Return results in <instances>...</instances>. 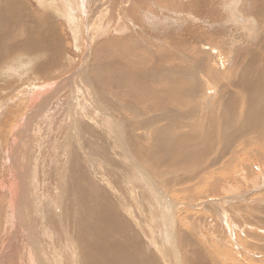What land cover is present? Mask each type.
<instances>
[{
  "label": "bare ground",
  "instance_id": "1",
  "mask_svg": "<svg viewBox=\"0 0 264 264\" xmlns=\"http://www.w3.org/2000/svg\"><path fill=\"white\" fill-rule=\"evenodd\" d=\"M3 1L5 4L0 10V40L2 41L1 45H4V47L0 48V60L2 61L9 59L14 50L21 51L28 47L25 44H20L23 39L19 43H14L10 39L14 34V25L24 27L26 18L24 17V11L21 10L20 14L14 19L13 6L10 10L8 5L14 4L18 8H24V4L19 0ZM40 1L43 6L47 3L46 0ZM83 1L81 0V2ZM255 1L264 3V0ZM85 2L81 3L84 11L85 8L87 11L90 7L93 8L92 15L89 14L86 19L87 27L89 28L91 25L93 26L94 21L98 20L99 17H95L99 15V11L102 9L107 10L109 4L106 5L102 0H89L86 4ZM125 2H129V0ZM137 3L140 4L139 2ZM216 3L211 2L210 4L208 0H192L191 5H193V9L196 12L195 16L199 15L198 17H202L205 14V16L208 15V17L204 16L206 20L210 21L218 18V14L215 15V13H218L216 11L218 6ZM123 4L122 6H124ZM130 4L134 5L133 2ZM205 5L210 8L203 9ZM140 9L141 11H146L143 6ZM140 9L138 12H140ZM234 9L228 7L225 10L227 11L226 15L225 11L221 12L223 19L229 20L230 16L236 13ZM230 10H232V14H230ZM134 11L133 8V11L130 12L134 13ZM251 15L255 20L254 22L251 21L249 25L247 24L248 20H245L241 21L243 28L240 27V29L237 26V29L244 33L246 37L241 36L235 41L227 42L225 28L222 25H211L210 32L213 36L203 37L206 43L219 44L222 51L225 52L228 61H230V65L228 66L227 64L226 70L218 68L221 65L219 66V62L216 60V55L219 54L217 51H214L213 54L209 52L204 54L198 58V62H192L191 65L185 63L186 54L191 53L183 49L185 45L188 43L197 44L198 48L202 47L205 50H209V47L198 45L200 44L198 39H193L196 38L195 36H188L189 33L180 28H174L171 31V33L173 30L178 31L177 36L169 34V36H164V33H159L164 38L168 37V43L164 39L157 40L155 38L153 40L155 48L147 55L142 54L143 52L129 45V43L133 42L131 39L133 34H126L123 37L117 36L108 41L99 40L94 42L90 37L91 35L86 33V40L88 42L92 41L93 44L96 43L90 50L89 74L98 87L107 91L114 88V96L118 103H111L110 108L104 111L101 105L98 104V99L104 100V93H100L96 98L93 93L90 94L87 91L89 85H86L83 75H78L71 81L69 87H62L59 91L60 95H64L66 91L72 93L74 90H78L77 92H81L84 98V102L81 105V99L79 100L74 95H66L71 97L70 113L77 110L82 112L81 117L74 118L71 123L72 128L78 131L81 141L75 147L72 144L67 145L66 162L73 176H77V184L78 182V185L82 184L80 186H82L83 197H77V203L70 202L69 207L64 208L65 203H62L64 200H60L61 195L58 194V200L62 204L59 205V212L69 226L67 228L70 229V232H68L70 236L67 233L66 236L62 234L67 231L60 225L61 220L57 228L52 220L53 218L50 221L45 220L47 217H45L46 215L44 216V211L50 206L44 210L46 204L40 201L41 203L37 205L38 215L40 216L38 222L44 217V221L51 230L47 234L52 240L51 248L58 250L57 254H54L55 256L63 257V251L64 255L65 251L67 252L65 247L71 242V244L78 246L79 257H81L79 259H82V264H171L164 252L167 250L161 249L160 244L171 245V229L176 209L175 206H171V203L164 200L156 184H161L170 194L176 193L174 188L180 194L188 191L186 195L192 198L196 194L193 191L195 189L194 186L197 187L202 183H207L208 185L212 183L216 188H211L209 191L212 194H219V185L221 184L218 185V183L221 179L217 178L209 182L208 175L212 177L214 170H221L222 168L226 170L233 164V158L239 157V154L247 153L249 147L253 145L259 146L260 150L264 148V8L258 7L251 12ZM132 19L134 24L139 21V19L134 17ZM43 20V23L36 28L37 37H30L28 43L30 47H34L31 53H36L40 50L49 52L47 60L40 65L41 71L37 73L43 72V69L47 73L49 70L53 71L55 67H61L59 65L62 62L61 57H58L60 51L58 52V48L54 49L55 45L48 40L50 32L54 38H56L57 34L51 24V18L45 14L43 15ZM224 24H228L227 21ZM170 26L166 27L160 23L159 29L162 32H167ZM46 27L49 28L45 29ZM246 28L249 30L248 33L242 30ZM99 29L101 30L102 28ZM27 30L28 28H24V33ZM97 33L100 35L99 31ZM141 33L146 34L144 31H141ZM88 59L89 56L85 57L84 62L86 63ZM46 62H48L47 65H45ZM208 86H211L214 91L211 95L208 94ZM66 94L68 93L66 92ZM91 97H93V100ZM121 100L129 105L124 106ZM32 104L34 105L33 101ZM41 110L42 108L38 109V111ZM111 111L118 114L124 111V114H128V124H126L127 122L125 123L127 125L125 126L129 128H126L128 134L126 130L122 129V124L115 120V117L117 119L116 114H111ZM0 112H2L1 109ZM16 113H20V111ZM136 128H141L145 133L144 137L150 138L147 145L134 142L136 138L133 137L130 131ZM13 138L16 137L14 136ZM0 141L3 142L4 140ZM125 141L128 144V148L125 146ZM1 152L3 153L4 151L1 150ZM8 153L9 149L6 154L3 153L6 156L5 158L3 156L1 159L0 156V162L2 160L4 163L7 162ZM256 158L262 162L260 165L264 164L263 152L258 154ZM15 163L16 160H14ZM43 165L45 164L43 163ZM2 166L0 167L1 170ZM260 167L261 169L264 168L259 166V169ZM12 168L16 172V175L13 176L14 186L10 185L7 188L12 193L15 187L13 195L17 199L21 191V189L18 190L17 188L20 172L18 167L12 166ZM142 168L147 171V175ZM44 170L45 168L40 171L45 172L46 170ZM196 172H201L204 175H199ZM40 173L42 174V172ZM53 173L56 174L55 172ZM0 174L2 175L3 173L1 172ZM6 176L5 180L6 178L8 180L9 178ZM50 176L53 177V175ZM55 178L58 181V177ZM254 178L258 179V177ZM65 180L59 179L58 182L61 183L59 188H62ZM72 182L73 180H71ZM192 182H196V184L193 185ZM242 183L244 184L245 182ZM261 183L258 185L261 186ZM3 184L1 185L3 186ZM50 184L55 186L54 182ZM254 185L256 184L254 183ZM4 186L6 187L5 184ZM65 187L67 186L65 185ZM190 187H193V189ZM29 189L31 190V188ZM77 191L76 193L80 192V190ZM66 192L68 191L65 190ZM225 192L223 191L222 193L226 195L227 190ZM50 195L52 196V193ZM20 196L22 197H20L21 199L18 198L20 204L17 206V202H14L15 200L13 199V207L9 208V217L12 218L13 222L11 223L13 224L10 227L11 230H8L9 241L6 243L12 242L13 238H16L17 232L22 225L26 226L24 223H16L15 213L17 209L20 210V217L23 218L26 208L30 207V203H28L27 207H24L23 213L21 212L26 196L24 197L23 193ZM165 199L167 198L165 197ZM64 209L66 211L62 212L61 210ZM51 211L49 208V212ZM59 212L58 215L60 216ZM48 215L50 214L48 213ZM49 217L51 218V216ZM187 217L194 220L193 216ZM59 219L56 218V220ZM222 220L226 229L233 224L227 216H224ZM65 222L63 221L66 226ZM42 223H44L43 220ZM34 227L37 228V226ZM52 228L54 229L52 230ZM31 230L29 229L27 236L29 239L25 244L27 247L20 248L18 246L14 250L18 251V255H21L18 256L17 260L24 257L27 258L26 260L33 258L34 261L41 264L38 261L41 259L38 256L41 248L30 235ZM44 230L46 231V229ZM193 235V233L188 234L182 231L177 238L176 244H178L177 247L181 251L180 264H216L217 262L210 259V255L197 243L198 240ZM38 236L41 238V235ZM150 241L158 243L153 252H149L147 249ZM30 248H33L38 255L34 253V256L30 257ZM176 255L177 252L171 253L173 263L176 262ZM66 260L64 264H66ZM35 264L37 263L35 262Z\"/></svg>",
  "mask_w": 264,
  "mask_h": 264
},
{
  "label": "rangeland",
  "instance_id": "2",
  "mask_svg": "<svg viewBox=\"0 0 264 264\" xmlns=\"http://www.w3.org/2000/svg\"><path fill=\"white\" fill-rule=\"evenodd\" d=\"M19 1L24 4V8H18L14 4H9L8 8L11 10L13 6L14 19L20 14L21 10L24 11V17L26 18L25 26L23 27L20 25H14V34L10 39L14 43H19L20 40L23 39L20 44H25L28 47L21 51L14 50L12 56L9 58L10 60H0V109L2 111L0 112V122L2 123H0V140H4L3 142L0 141V148L5 154L9 149L7 156L8 160L6 159L7 162L4 163L3 160L0 162V167L3 164L2 170L0 169V173H3L2 175L0 174V264H35V262L38 264V262L34 261L33 258H31L32 260L30 258H28L30 260H26L27 258L24 257L19 259L20 261L17 260L19 258L18 256L21 255H18V251L14 250L18 246L20 248L27 247L25 244L29 239L27 237L29 229H32L30 231V235H32L35 243H38V245H40L39 247L41 248L39 255L34 251L33 248H30V257H33L34 253H36V255L41 258L38 260L41 264H64L66 259L68 260H66V264H82V259H79L81 257H79L80 252L78 246L71 244V242H69L65 247V249H67V252L65 251V255H67L66 257L64 255V251L62 253L63 257L54 255L55 253L57 254L58 250L51 248L50 244L52 240L48 236L51 230L44 221V217L40 219L41 223L38 222L40 216L38 215L39 212L37 205L41 202L46 204L44 210L50 206L49 208L52 210L51 212H49V208L45 210L46 213L44 211V216L46 215L45 217H47L45 220L50 221L53 218L52 220L54 221L56 228L59 226L58 224L61 220L60 225L65 231H67L63 232L62 234L66 236L67 233L68 236H70L68 233L70 232V229L67 228L69 226L66 224L63 215L59 212V205H62L60 200H64L62 202L65 203L64 208H68L70 202L77 203V197H83L81 192L82 186H80L82 184L80 183V185H78L79 182L77 184V176H73L72 172L68 169L66 162L67 145L72 144L75 147L81 141L78 131L72 128L71 123L74 118L81 117L82 112L77 110L76 112L70 113L71 97H67L66 95H74L79 100L81 99V105L84 102V98L81 92H77L78 90H74L72 93L70 91H66L68 94L65 92L64 95H60V89L62 87H69L71 81H73L74 78H76L78 75H83L82 77L85 79L86 85H89L91 88L90 89L86 86L87 91L90 94L93 93L94 97L96 98L98 95H100V93H104V100L98 99V104L101 105V108L104 111H107L110 108L111 103H118L116 102L118 100L114 96L115 89L112 88L107 91L98 87L94 79L89 74V62L91 61L90 50L91 47L96 45V43L93 44L92 41L88 42L86 40L87 34L91 35L90 37L94 42H98L99 40L108 41L112 40V38L114 39L117 36L123 37V35L126 34H133V37L131 36L133 42L129 43V45L143 52L142 54L147 55L155 48V42L153 41L155 38L157 40L164 39L168 43V37L164 38V36H177L178 31L173 30L172 33L171 31L174 28H180L183 31H187L189 33L188 36H195L196 38H192L198 39V42L200 43L198 45H206V47H209V50H205L202 49V47L198 48L197 44L188 43L183 49L190 51L191 53L186 54L185 63L191 65L192 62H198V58L202 57L204 54H207L208 52L213 54L214 51H217L219 54L216 53L218 54L216 55V60L219 62V66L221 65V67L218 68L226 70V68L230 65V61H228L225 52L222 51L219 44L206 43L203 37L208 35L213 36L210 32L211 25H222L223 28H225L227 42L231 40L235 41L241 36L246 37L244 33L237 29V26L239 28H243L241 21L245 20H248L247 24L249 25L251 21L254 22L255 20L253 19L251 12L256 10L258 7L264 8V3L255 0H242L243 2L241 0H231L229 4V0H208L210 4L211 2L214 4L217 2L216 5H218L216 8L218 13H215V15L218 14V18L216 20L209 21L205 18L208 17V15L205 16V14H203V18L198 17L199 15L195 16L196 12L193 9V5H191L192 0H129V2H125L127 0H102V2L106 5L109 4L107 10L102 9L99 11V15H96L95 17H99L98 20L94 21L93 26L91 25L89 29L87 27L86 19L88 18L89 14L92 15L93 8L90 7L88 11L85 8L84 11L82 9L83 7L81 6V3L86 1V4L89 0H84L83 2H81V0H46V4L48 5L44 4V6L41 4L40 0ZM136 1L140 4H138ZM132 2L135 6L130 4ZM122 3H124V6H122ZM4 4V1L2 2V0H0V8H2V5ZM129 6L130 8H128ZM142 6L146 11H141L140 7ZM131 7L134 8V13L130 12L133 11V8ZM228 7L231 9L235 8L234 11L236 12L235 14H232L233 12L230 10V14L232 15L230 16L229 20L225 18L223 19V14H221V12L223 13V11L228 9ZM208 8H210L208 5L203 7V9ZM139 9L140 12H138ZM45 14L49 15L51 18V24L57 32L56 38H54L53 34L50 32L48 40L53 42L55 45L54 49L58 48V52L60 51L58 57H61L60 59L62 62L59 65L61 67H55L53 71L49 70L48 73L43 69V72H39V74L37 72L41 71L40 65H42L47 60L49 52L40 50L39 52L31 53V50L34 47H30L28 43L30 37H37L35 33L36 28L38 25L43 23V15ZM226 14L227 11H225V15ZM145 15L147 16L145 17ZM132 17L139 19L140 22L138 21L134 24ZM226 21L228 24L225 25L224 23ZM160 23L166 27L169 25L172 26V24L173 26H170L167 32H162L161 29H159ZM24 28H28L25 33ZM48 28L49 27H46L45 29ZM99 28L102 29L100 30ZM242 30L247 33L249 31L247 28ZM98 31L100 32V35H98ZM141 31H144L146 34H142L143 32L141 33ZM159 33H164L165 35L162 36ZM1 44L2 41L0 40V48L4 47V45ZM210 47H212V50ZM88 56L89 59L85 63L84 59ZM48 62H46L45 65H47ZM213 93L214 91L211 86H208V94L211 95ZM91 99L93 100V97H91ZM32 101L34 105H31ZM42 101L46 103H43ZM121 103L124 106L128 104L122 100ZM40 107L43 111H38V109H41ZM19 111L20 113H16ZM113 113H115L117 116V119L114 116L115 120L122 124V129L126 130L128 134L127 129L129 128L126 127V124H128L127 121L129 119L128 114H124V111H122L120 114L111 111V114ZM108 114L110 113L108 112ZM109 116L113 117L112 115ZM5 121H7V123H5ZM130 133L136 138V141H134L135 143H140L141 145H147L149 143L150 138L144 137L145 133L141 130V128L133 129L130 131ZM14 136L16 138L12 139ZM125 146L128 148L126 141ZM261 152H263L264 155V148L260 150L259 146L253 145L249 147L247 153L239 154V157L237 156L233 158V164L231 165L232 167L230 166L229 168H226V170H224L225 168H222L221 170H214L212 172V177L208 175L209 178H207L210 180L209 182H211L213 179H221V181L218 183V185L221 184L219 185V194H212L209 191L211 188H216L212 183L210 185L207 183H202L197 187L194 186L195 189L190 187L196 193L192 198H189V196L186 195L188 191L183 193V195L178 193L177 189L174 188L176 193L170 194L166 188L161 186V184H156V187L158 188L160 194L164 197V200L168 201V203H171V206H175L176 209V212L173 215L171 229V245L166 246L164 244H160L161 249L167 250L164 252L169 258L171 264L181 263V251H179V248L177 247L178 244L176 243L177 238L182 233V231L185 233L187 232L188 234L193 233V236L196 238V240H198L197 243L207 251L211 260L217 262L216 264H264V168L261 169L260 167L259 169V166L264 167V164L260 165L262 162L258 161L256 158ZM3 153H0L1 159L5 155ZM5 157L6 156H4V158ZM14 160H16L17 164H14ZM43 163L45 165H43ZM11 165L15 168L18 167L20 172V176L18 177L19 181L16 180L18 181V190L21 189L20 193H17V199H15V195H13L15 187L12 193L7 188L8 186L14 184L13 176L16 175V172L13 170ZM43 166L45 170L46 167L48 168L46 171L44 170L45 172L40 171L41 169H44ZM4 169L5 171H3ZM40 172H42V174ZM143 172L146 175L148 174L144 169ZM196 173L199 175H204L201 172ZM261 174L263 175L261 176ZM50 175H53V177ZM5 176L9 179L7 180L6 178L5 180ZM55 177H58V181L59 179H67L68 181H63V185L65 184L67 187L64 185L65 189H63L64 187L62 185V188H59L61 183L58 182L57 178ZM253 177H258V179H253ZM150 178L154 180L152 177ZM71 180H73L72 183ZM51 182H54L55 186H53L54 184H50ZM242 182L245 183L243 184ZM3 183L6 185V187ZM69 183H71V185H69ZM254 183L256 185H254ZM260 183L261 186L258 185ZM1 184H3V186ZM192 184L195 185L196 182H192ZM68 185L75 186H73V188L69 187ZM29 188H31V190ZM70 189L75 192L72 193ZM232 189L234 190L232 191ZM65 190L68 192L65 193ZM76 190H80V192L77 191L78 193H76ZM226 190L227 194L225 195ZM223 191L225 193H222ZM21 193L24 194V197L26 196L21 212L23 213L24 207H27L28 203H30V207L26 208L25 216L23 218L20 217V210L17 209L15 218L16 223H24L26 226L22 225L17 232L16 238H13L12 242L6 243L9 241V231L11 230L10 227H12L13 224L11 223L13 222L12 218L9 217V208L13 207V199L15 200L14 202H17V206L20 204V200H18V198L21 197ZM51 193L52 196L50 195ZM58 194L61 195L60 200H58ZM177 195L179 196L176 198ZM165 197L167 199H165ZM231 197L234 198L232 199ZM61 211L64 212L66 210L64 209ZM47 212L50 215H48ZM58 212L62 216H59ZM52 214L54 215L52 216ZM49 216H51V218ZM187 216H193L194 220H191ZM224 216H227L231 223H233L230 225V227H227L228 229H226L224 226V221L222 220ZM55 217L60 219L56 220ZM62 219L66 226L64 225ZM42 220L44 223H42ZM34 226H37V228ZM188 227L190 229L192 228L193 232L190 229L188 230ZM37 229L40 230L38 231ZM44 229H46V231ZM53 229L54 228H52V230ZM38 235H41V238ZM157 244L158 243L150 241V245L147 247L148 251L153 252ZM187 248L190 249L188 246ZM173 252H177L175 263H173L171 257V253ZM51 259H55V263Z\"/></svg>",
  "mask_w": 264,
  "mask_h": 264
},
{
  "label": "crops",
  "instance_id": "3",
  "mask_svg": "<svg viewBox=\"0 0 264 264\" xmlns=\"http://www.w3.org/2000/svg\"><path fill=\"white\" fill-rule=\"evenodd\" d=\"M3 6V5H2ZM0 10H1V8H0Z\"/></svg>",
  "mask_w": 264,
  "mask_h": 264
}]
</instances>
